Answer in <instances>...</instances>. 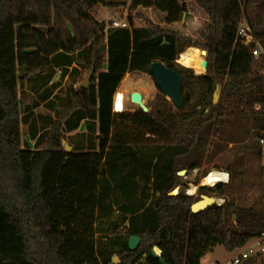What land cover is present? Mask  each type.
Returning <instances> with one entry per match:
<instances>
[{
	"label": "trees",
	"instance_id": "1",
	"mask_svg": "<svg viewBox=\"0 0 264 264\" xmlns=\"http://www.w3.org/2000/svg\"><path fill=\"white\" fill-rule=\"evenodd\" d=\"M191 1L207 16L196 39L172 27L188 0H0V264H135L154 246L168 264H199L211 245L231 252L264 234V0ZM98 5H128V26L95 20ZM243 22L257 57L237 39ZM189 47L206 52L204 75L177 62ZM156 61L182 76V107L158 89L147 112L115 113L125 75H151ZM92 68L89 87H75ZM65 78L66 93H55ZM217 158L231 182L199 193L225 202L193 214L200 198L185 194L178 172ZM247 189L256 199L236 203ZM131 235L141 238L135 251Z\"/></svg>",
	"mask_w": 264,
	"mask_h": 264
},
{
	"label": "rangeland",
	"instance_id": "2",
	"mask_svg": "<svg viewBox=\"0 0 264 264\" xmlns=\"http://www.w3.org/2000/svg\"><path fill=\"white\" fill-rule=\"evenodd\" d=\"M141 11L149 19H155L156 18L151 10L147 9V10H141ZM90 14L98 22H105L107 24V26L110 27V26H112L113 21H120V22H127L128 23L129 6L127 5V7L108 8V7L98 5L91 10ZM206 21H207V16L204 14V12L199 7H197L191 0H188V14L182 19L181 22L173 24L172 27L179 30L185 36H190V37H193L194 39H196V38H198V34H199L201 28L203 27V25L205 24ZM134 25L135 26H143V25H145V22L143 19L136 18L134 20ZM198 50L202 51L200 49H198ZM179 56L177 58V62L182 64L180 62ZM202 58L204 61H206L204 54L202 55ZM183 66H185V65H183ZM188 68H190V67H188ZM192 70H193L194 74L197 76L204 75L206 73V65L204 67V71L199 73V74L196 73L195 69H192ZM85 77L86 76L79 77L78 83L75 85V87L80 85V83H82V81H84ZM58 79H59V75H56V77L54 78V82L58 81ZM69 83H70V80L68 78H65L61 82V87H60L59 91L56 90L55 93H59L60 95L65 94ZM20 88L21 89L24 88L23 83L20 84ZM134 92H137V93L142 95L143 102L146 106L150 105L158 93V87L156 85V82H155L153 76L149 75V74H143V73L142 74H126L125 77L123 78V80L121 81V83L119 84V86L115 92V95H114L113 108H114L115 113L134 112L136 109H138V106L136 104L132 103L131 99H130L131 94ZM119 96H120V103L118 104L117 99ZM36 112L38 114H41V115H45V114L49 113V111L45 107V104H41V106L38 109H36ZM27 131L28 130H27L26 126L21 127L23 145L27 144L30 147H33L34 143L32 141H30L29 137L27 136ZM78 132L80 134L85 133L84 125H81ZM82 138L83 137H79V140ZM262 150L264 153L263 147H262ZM220 162H221L220 158H217V159L212 160L210 162L205 161L200 169L188 171L183 177H180V182H181L180 188L182 189V187H184L185 194L189 195V188L192 185H194L197 187L196 193L194 195H189V196H192L194 198H197V197L201 198V196L203 195V194L199 193V189L201 187H215L217 185L216 184L215 186H204V185H202L203 183L201 182V181H203L204 177H206V175L208 173H210L214 170L226 172L229 175V181L226 183V184H228L229 182H231V174L227 171H224L223 169L218 170L216 168V165L219 164ZM259 163L264 169L263 157L261 158L260 162L259 161L256 162V165H258ZM250 166H252V165L249 163L247 165V167L250 168ZM199 176L201 178L197 181ZM245 176L247 178H250L251 173L248 171V172H246ZM196 181H197V183H196ZM180 188H178L176 191L178 192L180 190ZM245 188H248V187H245ZM208 196L215 197L213 194H210ZM256 196H257L256 190H252L249 192L247 189L245 192V197L243 196V199L237 200L236 203H238V204L250 203L254 199H256ZM215 198L222 199L223 200L222 204L225 202V199L222 197H215ZM255 239L256 238L250 239L248 241V243L254 242ZM248 243H246V245ZM155 247L161 251V249L157 246H154L151 248H149V247L142 248L136 254V255L140 254V257L138 260L135 261V264H139V263L144 262L149 255L154 257L152 255V252L154 251ZM239 249H235V250L229 252V251L225 250L221 245H218V244L217 245H211V246H209V249L206 251V253L200 258L199 264H224L228 260H230L236 254L237 250H239ZM161 256H162V251H161ZM262 256H264V255H262ZM132 260H130V262H132Z\"/></svg>",
	"mask_w": 264,
	"mask_h": 264
},
{
	"label": "water",
	"instance_id": "3",
	"mask_svg": "<svg viewBox=\"0 0 264 264\" xmlns=\"http://www.w3.org/2000/svg\"><path fill=\"white\" fill-rule=\"evenodd\" d=\"M202 53L204 55H206L205 51H202ZM204 63H205V65L207 64L206 61ZM94 71H95L94 68H92V70L84 78V82H83L84 87H86V88L89 87L90 81L94 75ZM150 72H151V75L153 76V78L156 82L158 89H160L163 92V94L166 96V98L170 102L173 103L175 108H181L183 105V100L181 99L182 81H183L182 76L178 72H176L175 70H172V69L168 68L167 66H165V64H163L160 61H156L155 63H153L151 65ZM220 93H221V84H218L216 87V91L213 95V103L214 104L218 103V101L220 99ZM130 99H131L132 103L136 104L138 106V108H141L144 112H147L149 110L148 107L144 104L141 94L134 92L131 94ZM63 145H64L66 152H71L72 147L69 146L68 143L63 141ZM210 173H208L207 175H209ZM185 174H186L185 170L178 172V176H180V177H183ZM218 184H222V183H218ZM174 194H175V192H171L169 195H174ZM214 204L218 205L217 198L212 197V196H208V195H202L200 200L195 202L191 206V212L193 214H199ZM140 242H141V238L139 236L131 235L128 238L129 250L135 251L138 248ZM152 255L154 257L159 258L160 264H168L161 257V251H160V254H157L155 251H153ZM112 263L113 264H120L121 261H120L118 256H114L112 258Z\"/></svg>",
	"mask_w": 264,
	"mask_h": 264
},
{
	"label": "built area",
	"instance_id": "4",
	"mask_svg": "<svg viewBox=\"0 0 264 264\" xmlns=\"http://www.w3.org/2000/svg\"><path fill=\"white\" fill-rule=\"evenodd\" d=\"M127 22L113 21L112 27L126 28ZM237 39L242 41L245 46H252L251 53L257 57L262 54V47L260 43L253 36L249 26L246 22H243L237 31ZM259 144L264 148V137L259 139ZM263 165H264V153L262 150ZM264 254V234L258 237L252 243H248L244 247L237 250L236 254L224 264H241L244 260L251 257H256Z\"/></svg>",
	"mask_w": 264,
	"mask_h": 264
},
{
	"label": "bare ground",
	"instance_id": "5",
	"mask_svg": "<svg viewBox=\"0 0 264 264\" xmlns=\"http://www.w3.org/2000/svg\"><path fill=\"white\" fill-rule=\"evenodd\" d=\"M202 55H203L202 51H199L198 48L190 47L182 54H180L179 58H180V62L183 65L195 69L196 73L199 74L204 71V67H205V63H204L205 61L203 60ZM117 103L118 104L120 103V96L117 99ZM228 181H229V175L226 172L214 170L209 175H206V177H204L203 181H201L203 184L202 183L201 184L204 186H215L218 183L226 184ZM196 190L197 187L192 185L189 188V195H194L196 193ZM222 202H223L222 199L217 198V203L219 205L222 204ZM154 251L157 254H160V250L158 248H154Z\"/></svg>",
	"mask_w": 264,
	"mask_h": 264
},
{
	"label": "crops",
	"instance_id": "6",
	"mask_svg": "<svg viewBox=\"0 0 264 264\" xmlns=\"http://www.w3.org/2000/svg\"><path fill=\"white\" fill-rule=\"evenodd\" d=\"M189 48H190V47H189ZM187 49H188V48H187ZM187 49H186V50H187Z\"/></svg>",
	"mask_w": 264,
	"mask_h": 264
}]
</instances>
